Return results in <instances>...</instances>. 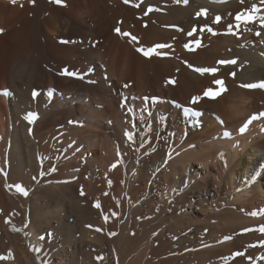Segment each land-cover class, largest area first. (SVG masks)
I'll list each match as a JSON object with an SVG mask.
<instances>
[{
    "label": "bare ground",
    "instance_id": "obj_1",
    "mask_svg": "<svg viewBox=\"0 0 264 264\" xmlns=\"http://www.w3.org/2000/svg\"><path fill=\"white\" fill-rule=\"evenodd\" d=\"M263 85L264 0H0V264H264Z\"/></svg>",
    "mask_w": 264,
    "mask_h": 264
},
{
    "label": "rangeland",
    "instance_id": "obj_2",
    "mask_svg": "<svg viewBox=\"0 0 264 264\" xmlns=\"http://www.w3.org/2000/svg\"><path fill=\"white\" fill-rule=\"evenodd\" d=\"M148 9H150V7L148 8ZM254 10L255 11H257V8L255 7L254 8ZM148 12H150V11H148ZM233 74V73H232ZM170 83V82H169ZM5 95H6V92L4 93ZM157 100V99H156ZM254 231H256L258 234H263L264 233V229H262V228H257V229H255ZM252 247L250 248V249H259V248H263L264 247V239L262 240V239H259V240H257L255 243H253L252 245H251ZM247 250H240V251H238V252H236L235 253V258L236 259H243V261H245L246 260V258H247V255H246V252ZM246 252V253H245ZM256 254H258V253H256Z\"/></svg>",
    "mask_w": 264,
    "mask_h": 264
}]
</instances>
